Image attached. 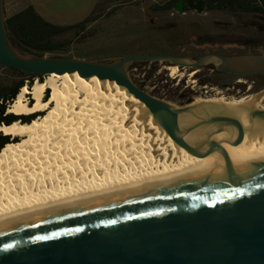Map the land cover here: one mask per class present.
<instances>
[{
	"label": "water",
	"instance_id": "water-1",
	"mask_svg": "<svg viewBox=\"0 0 264 264\" xmlns=\"http://www.w3.org/2000/svg\"><path fill=\"white\" fill-rule=\"evenodd\" d=\"M186 6L202 13L204 0H177L175 10L183 14ZM141 62L264 75L263 49L234 56L206 52L197 59L131 54L112 62L25 55L9 39L0 0V66L40 76L78 72L116 81L190 153L200 138L213 132L217 139L230 123L245 135L235 115L208 112L197 101L177 106L137 86L129 68ZM184 115L193 121L181 125ZM256 118L264 120L263 109L252 111L251 119ZM194 131L195 139L185 138ZM225 150L222 140L212 163L183 167L123 194L65 195L0 217V264H264V157L238 162Z\"/></svg>",
	"mask_w": 264,
	"mask_h": 264
},
{
	"label": "bare ground",
	"instance_id": "bare-ground-1",
	"mask_svg": "<svg viewBox=\"0 0 264 264\" xmlns=\"http://www.w3.org/2000/svg\"><path fill=\"white\" fill-rule=\"evenodd\" d=\"M173 74L179 73L172 66ZM192 75V74H191ZM50 94L45 100L46 92ZM32 96L30 104L27 95ZM264 91L240 99H202L208 112L237 116L245 135L230 123L216 139L209 132L190 153L156 122L149 108L116 81L75 73H51L21 88L8 112L38 114L31 122L0 126L12 141L0 152V217L76 195L81 199L123 194L159 176L196 163H212L219 142L225 156L244 162L264 157V120L251 119ZM198 112V111H197ZM191 116L180 117L190 124ZM21 137L20 140H15ZM191 132L186 139H195Z\"/></svg>",
	"mask_w": 264,
	"mask_h": 264
},
{
	"label": "rangeland",
	"instance_id": "rangeland-1",
	"mask_svg": "<svg viewBox=\"0 0 264 264\" xmlns=\"http://www.w3.org/2000/svg\"><path fill=\"white\" fill-rule=\"evenodd\" d=\"M35 1L48 3V5L61 12H63V10L71 11L72 8L75 10L79 9L81 10L80 12L83 11L80 15H74L71 20H74L77 16L85 20L92 13H95L94 20L84 27H79L75 31L63 33L60 36V41H65L66 44L52 53H45L44 56L46 57L59 56L95 62H112L125 55L131 54H174L185 58L197 59L199 56L211 51H219L225 53V55L234 56L235 54L257 52L255 48L261 49L260 46L251 49V47L247 45V41L251 38L249 32V36L242 37L241 34L237 36L232 35L227 38L221 37L216 41L226 43L236 40L235 42L243 47L225 49L223 47H211L209 45L202 46V42L204 41L200 40L196 42L193 41L195 44L200 43L201 45L199 47L190 44L186 47L171 45L155 27H158L159 23L165 22L167 19L170 20L173 16L169 13H164L159 17L161 19L157 20L155 25L152 24L151 20L154 18V13L149 10H146V12L143 10V6L145 5L144 0H91L90 4H92L93 1L95 3L89 11L88 8H90V5L88 7L87 5L84 6V4L81 5L85 0ZM18 8V2L15 0H3L4 16L15 13ZM55 13L57 14V12ZM256 14H258L257 17L251 16L252 18L249 19L247 14L240 13L239 19L242 21V25H248L251 22H254V25L264 24V12L262 14ZM175 16L178 17L177 14ZM232 16L234 15L229 14L228 18L231 19ZM213 21V23H215V20ZM229 25L232 27L235 26L239 31L242 30V28L237 27L240 24L232 23V20L229 21ZM188 43L191 42L189 41ZM22 54L28 55L26 53ZM192 55L195 57H192ZM155 63L154 65L141 66L133 69H131V65L129 68L130 76L140 80L150 78L149 83L154 80H159L158 83L151 84L147 89L153 90L159 86L162 91L170 94L169 97L165 96L164 100L177 106H184L193 101L202 99L221 97H224L225 100L240 99L264 91V78L235 77V81L231 86L222 89L219 86L201 84L200 74L204 70L212 73L213 66L202 68L201 70L180 68L177 66L180 72L173 74L171 67L174 65L162 62ZM47 76L48 75L43 76L42 80L44 81ZM36 80L37 79L33 80L32 83L34 84ZM253 81H256V83ZM47 94H50V90L46 92L45 97ZM27 99L30 104L33 102L30 94L27 95ZM260 103V107H264V99ZM20 139L21 137H17L15 140L17 141Z\"/></svg>",
	"mask_w": 264,
	"mask_h": 264
},
{
	"label": "trees",
	"instance_id": "trees-1",
	"mask_svg": "<svg viewBox=\"0 0 264 264\" xmlns=\"http://www.w3.org/2000/svg\"><path fill=\"white\" fill-rule=\"evenodd\" d=\"M175 1L176 0H173V3L167 6V8L174 7ZM233 1L234 0H204L209 9L222 8V6L227 3L230 9H234ZM237 2L243 11H250L259 14L264 12V10L258 6V0H237ZM156 9H164V7L157 6ZM94 15L95 13H92L85 20L75 24L60 25L46 20L38 13L33 5H28L24 9L4 17L9 39L18 51L26 54L44 56L45 53H52L66 44L65 41H60V36L63 33L75 31L79 27H84L94 20ZM154 64L156 63H134L131 69ZM235 77H245V75L227 74L217 70H213L212 73L204 70L200 74L202 85L209 84L211 86H219L222 89L231 86L235 81ZM42 78L43 76L40 75L27 74L14 68L0 66V126L3 124L9 125L16 121L29 123L38 116V114H42L16 115L8 112L9 106L16 99L21 88L25 85L32 86V82L35 79L43 81ZM132 79L137 86L150 92L154 96L162 99H164L165 96H170L169 93L162 91L159 86L153 90L147 89L151 84L158 83L159 80H154L149 83L150 78H144L142 80L135 78ZM47 97L48 94L45 97V100ZM10 142L11 135H6L0 131V152Z\"/></svg>",
	"mask_w": 264,
	"mask_h": 264
},
{
	"label": "crops",
	"instance_id": "crops-1",
	"mask_svg": "<svg viewBox=\"0 0 264 264\" xmlns=\"http://www.w3.org/2000/svg\"><path fill=\"white\" fill-rule=\"evenodd\" d=\"M15 1L18 2V5H19V8L16 12L24 9L28 5H33L40 15H42L46 20L53 22L55 24H61V25L75 24L83 20L82 17H78V16L74 20H71L74 15H80L83 12V11L80 12L81 10L79 9L75 10L72 8L71 11L63 10V12H61V11H57L56 9L48 5V3H43V2L40 3L35 0H15ZM144 1H145V5L143 6V10L145 12L146 10H149L154 13V18H153L154 23H157V20L161 19L159 17H161V15L164 13H169L173 16L171 17L170 20L167 19L166 23H173V22L178 23L181 21L187 23V25L182 26V30H184V32L186 33V37L178 41H174L173 39L170 41V44L176 47H186L189 44L195 45V47H199L201 44L200 43L195 44L194 42L198 41L197 39L200 35L207 33V32H213V33L220 35V37H226V38L229 36H232L233 34L235 36L241 34L242 37L249 36V33L245 28L247 26L245 24L242 25V21H240L239 19V14L240 13L247 14L249 19H251L253 16L255 17L258 16V14H256L255 12L241 10L240 5L237 2V0L233 1L234 2L233 5L235 7L234 9H230L228 7V3L222 6V8H216V9H209L207 6L206 8H204L202 13H198L194 9L185 7V12L183 14H180L175 10V4L177 0L174 3V7L172 8H167V6L172 4L173 0H144ZM90 3H91V0H88V4H87V0H85L83 1L81 5L84 4V6L87 5V7L90 5V8H88V11H89L93 7V4L95 2L93 1L92 4ZM157 6H160L162 8L164 7V9L158 10L156 9ZM55 12H57V14ZM176 14L178 17L175 16ZM229 14H232L234 16H232V18L229 19L228 18ZM208 20H215V23L208 25L206 23ZM231 20H232V23L240 24L237 27L242 28V30L239 31L235 27H233L232 29L235 32L229 33L230 28L227 25L229 24V21ZM193 23H197L199 25L195 26L193 25ZM189 41L191 43H188ZM235 41H229L226 43H222L219 41L218 42H205L204 41L202 42V46L209 45L211 47L213 46L223 47L225 49L243 47V46H239L240 44L238 45V43Z\"/></svg>",
	"mask_w": 264,
	"mask_h": 264
},
{
	"label": "flooded vegetation",
	"instance_id": "flooded-vegetation-1",
	"mask_svg": "<svg viewBox=\"0 0 264 264\" xmlns=\"http://www.w3.org/2000/svg\"><path fill=\"white\" fill-rule=\"evenodd\" d=\"M206 7L207 6L204 3V8H206ZM151 22L154 25L156 24V23H154V20H151ZM213 22H214L213 20H209L206 23L209 25V24H213ZM253 23L254 22H251L250 24L246 25L247 27H245L246 30L251 35V38L247 41V45H249L251 47V49L254 47L260 46L261 49L264 50V24H255L254 25ZM183 25H187V23L182 22V21L178 22V23H175V22L166 23V21H165V22L159 23V26L155 27V28L158 29L159 32H161V35L164 37L165 40L170 42L172 39L174 41H178V40L184 39L186 37V33L184 32V30H182ZM193 25L196 26L199 24L193 23ZM228 26H230V25L228 24ZM229 28H230L229 33L235 32L232 29L233 28L232 26H230ZM219 38H221L220 35L213 33V32H207V33L200 35L197 40L216 42L217 39H219ZM255 50L258 52L259 48H255ZM191 52H193V51H191ZM211 52H217V53L225 54V53L219 52V51H211ZM192 57H195V56L192 55ZM245 77H247V78L253 77L256 79H262V78H264V75H245ZM253 82L256 83V81H253Z\"/></svg>",
	"mask_w": 264,
	"mask_h": 264
},
{
	"label": "built area",
	"instance_id": "built-area-1",
	"mask_svg": "<svg viewBox=\"0 0 264 264\" xmlns=\"http://www.w3.org/2000/svg\"><path fill=\"white\" fill-rule=\"evenodd\" d=\"M258 6L264 10V0H258Z\"/></svg>",
	"mask_w": 264,
	"mask_h": 264
},
{
	"label": "snow or ice",
	"instance_id": "snow-or-ice-1",
	"mask_svg": "<svg viewBox=\"0 0 264 264\" xmlns=\"http://www.w3.org/2000/svg\"><path fill=\"white\" fill-rule=\"evenodd\" d=\"M37 239H46V237H37Z\"/></svg>",
	"mask_w": 264,
	"mask_h": 264
}]
</instances>
